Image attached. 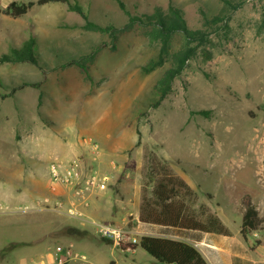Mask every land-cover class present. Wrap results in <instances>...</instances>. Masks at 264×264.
<instances>
[{
	"label": "rangeland",
	"instance_id": "1",
	"mask_svg": "<svg viewBox=\"0 0 264 264\" xmlns=\"http://www.w3.org/2000/svg\"><path fill=\"white\" fill-rule=\"evenodd\" d=\"M30 1L22 17L5 13L11 2ZM37 1L0 0V57L33 38L39 62L0 63V264H32L48 253L54 259L46 264H82L56 254L58 247L80 254L82 242L103 254L87 264H159L139 246L105 243L81 209L84 196L105 189L128 199L141 175L143 193L150 191L153 155L197 187L187 201L201 219L217 215L243 246L263 241L264 222L247 242L241 229L248 202L264 220V0H70L110 33L86 27L65 4ZM119 1L137 16L161 12L177 21L176 9L189 30L207 36L157 107L156 86L198 42L176 32L163 51L157 27L129 25ZM55 159L77 162L81 185L53 192ZM94 174L107 178L106 188L82 193ZM61 189L70 190L69 201L56 196ZM98 223L144 236L132 217Z\"/></svg>",
	"mask_w": 264,
	"mask_h": 264
},
{
	"label": "trees",
	"instance_id": "2",
	"mask_svg": "<svg viewBox=\"0 0 264 264\" xmlns=\"http://www.w3.org/2000/svg\"><path fill=\"white\" fill-rule=\"evenodd\" d=\"M52 2L65 4L70 12L81 15L86 20V27L105 33L114 31L112 26L101 27L89 21L82 7L70 0H38L36 4L44 5ZM225 2L229 4L226 0ZM34 5L35 2L33 1L28 3L11 2L6 8L5 13L12 18H19L29 13ZM119 6L128 16L129 25L140 24L157 27L163 51L167 47L172 35L176 32H182L188 41L198 42L197 45L190 47L179 59L178 67L167 74L156 86L159 98L153 104V107H157L170 93L174 79L181 74L189 59L203 43L208 41L207 36L189 30L181 13L176 9L172 11L177 21H173L172 18L163 16L161 12L152 16H137L131 15L126 11L125 5L121 1H119ZM111 35L114 37V33ZM34 45L35 40L30 38L20 48H14L10 54L0 57V63H29L39 65L34 52ZM74 63L72 62L71 64ZM159 65H161V61L154 62L145 71L154 70ZM198 114L204 115L206 112H198ZM151 164L153 167H151L149 183H154V186L150 191L146 187L144 189L140 216L142 222L181 230L230 235V232L217 215L206 213L204 219H201L196 211L191 208L187 200L194 199L196 194L182 178L172 172L167 160L158 159L157 156L153 155L151 157ZM158 166L161 167L156 169ZM263 222L264 220L260 217L256 207L248 202L242 218V238L246 242L249 241L251 232L259 229ZM104 242L112 244L110 241ZM256 243H260V241ZM131 246L134 250L139 246L159 264H209L193 244L180 239L144 235L139 238L138 244H132Z\"/></svg>",
	"mask_w": 264,
	"mask_h": 264
},
{
	"label": "crops",
	"instance_id": "3",
	"mask_svg": "<svg viewBox=\"0 0 264 264\" xmlns=\"http://www.w3.org/2000/svg\"><path fill=\"white\" fill-rule=\"evenodd\" d=\"M180 178H182L193 191L198 192L197 187L193 183H190L184 175ZM142 181L143 178L141 175L139 180H137V185H134L133 191L130 189L127 191L129 193V198L124 201L120 198L119 200L117 198L115 199L110 191L105 189L102 192H98L96 196L91 197L90 199L86 196L83 197L84 205L88 206L87 208H83L84 206L82 203H80L79 206H83L80 208L86 217H89L96 222H108L114 218L119 221H123L127 217H132V219L138 224L136 232L144 235L167 237L160 234L161 229H175L184 233H189L187 237L169 238L180 239L193 244L201 252L209 264H264V240L260 241V243H256L255 245H251L250 247H246L243 246L240 236L236 234L230 233V235H217L214 233H205L195 230H181L142 222L140 220L143 198L142 188L145 186V183L143 184ZM200 190L206 191L201 188ZM130 192H132L131 196ZM58 193L59 194L56 195L57 197H67L68 201L72 198L70 190L61 189ZM74 197L76 196L74 195ZM130 201H133V203H130ZM115 203L117 204L116 206ZM75 205L79 207L77 202ZM118 206L120 208H118ZM116 211L117 215H115ZM79 246L82 251H86L88 254L86 253V255L82 251H78V253L85 254L87 259L91 258V262H93V260L98 262L103 257L100 250L88 247V245L84 242H82ZM43 257L44 259L34 260L33 263L46 264L50 263L54 259V255L52 253L45 254Z\"/></svg>",
	"mask_w": 264,
	"mask_h": 264
},
{
	"label": "built area",
	"instance_id": "4",
	"mask_svg": "<svg viewBox=\"0 0 264 264\" xmlns=\"http://www.w3.org/2000/svg\"><path fill=\"white\" fill-rule=\"evenodd\" d=\"M84 142L94 154H97L99 148L96 143L88 139H86ZM49 171L52 179L51 189L53 192H56L60 185L74 186L82 182L79 164L77 162L66 165L60 160L55 159L49 165ZM106 180L107 178L99 177L97 174L91 175L89 178H87L85 184L83 185L84 188H82L80 191L82 193H84L85 191H102L107 186ZM74 215H76L75 212ZM93 225H95L98 233L104 239L113 242L115 245L124 244L126 251H134L131 245L138 244L139 242V238L137 236L132 235L131 232H128L121 227L112 224H101L98 222H93ZM56 254H63L60 259L61 261L67 259H76L82 264L88 263L87 257L85 255L74 254L71 247H58L56 249Z\"/></svg>",
	"mask_w": 264,
	"mask_h": 264
}]
</instances>
